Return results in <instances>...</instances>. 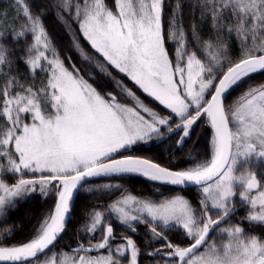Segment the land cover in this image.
Wrapping results in <instances>:
<instances>
[{"label":"snow or ice","instance_id":"obj_1","mask_svg":"<svg viewBox=\"0 0 264 264\" xmlns=\"http://www.w3.org/2000/svg\"><path fill=\"white\" fill-rule=\"evenodd\" d=\"M191 2L202 8L216 32V43L205 46L209 56L203 60L197 51H188L185 31L176 28L166 41V0H115L118 14L109 10L106 0H85L83 6L57 0L53 7H74L77 17H83L79 20L80 31L94 53L102 57L86 54L77 40L73 48L79 49L82 63H92L112 82L116 92L98 90L89 82L96 79L94 73L89 71L87 79L81 74L86 69L65 67L41 23L45 10L34 15L29 7H24V25H17L16 20H12L11 29L7 21L0 24V81H4L0 88V161H7L0 164V217L4 218L0 223H7L18 210V201L30 195L54 200L33 227L31 238L0 246V264H32L53 248L73 218L77 194L93 191V178L131 175L174 186H197L203 194L197 203L204 219L182 195L159 203L126 195L109 205L106 212L95 211L86 229L83 221L76 226L77 239L80 235L91 239L100 229L103 239L89 248L81 243L73 251L89 253L100 249L107 250V255H81L69 264H122L129 255L128 264H138L141 252L133 238L122 237V242L109 249L114 239L112 218L132 233L137 231L135 225L148 224L145 245L158 241L164 244L147 255L159 256L166 264H264V240L256 235L242 238L240 226L221 229L230 238L222 247L208 244L210 233L234 210L231 198L237 195V187L243 189L238 192L239 197L252 209L246 219L264 223V185L253 172L237 175L241 166L250 169L257 157L264 158V84L249 85L234 107L224 102L230 89L251 75L264 72V0ZM177 17H183L180 3L172 8L169 27H175ZM17 27H30L28 34H35L32 48L37 49V54L30 56L26 65L47 76L46 85L39 91L33 90L34 85L19 84L13 75L18 69L7 40ZM226 28L229 36L236 34L238 58L231 54L230 39L221 35ZM19 35L25 36V32ZM192 40L197 45L201 43L196 32ZM173 42L179 46L170 53L166 43ZM41 44L51 50L52 59L38 51ZM110 68L162 105L166 114L146 106ZM121 97L134 102V106L121 103ZM27 117L30 123L26 122ZM205 117L212 132L210 161L190 153L191 166L173 169L171 161L162 166L151 157L134 154L152 144L163 145L167 151L170 145L164 141L177 133L180 135L174 143L182 148ZM17 175L20 178L13 183L6 182ZM26 175L31 178H24ZM86 183L88 187H84ZM131 204L136 205L135 214L121 206ZM209 209L216 212V219L211 218ZM88 211L81 213L86 219ZM158 225H162L159 230ZM172 225L184 231L180 242L173 243L164 234ZM184 239L189 240V246H182ZM202 247L204 251L196 255Z\"/></svg>","mask_w":264,"mask_h":264},{"label":"trees","instance_id":"obj_2","mask_svg":"<svg viewBox=\"0 0 264 264\" xmlns=\"http://www.w3.org/2000/svg\"><path fill=\"white\" fill-rule=\"evenodd\" d=\"M61 1L63 3V0ZM90 1L91 0H87L89 3ZM68 2L70 4L80 3L81 6H83L85 0H68ZM56 3L57 0H22V2L19 3L18 0H0V24L7 21V26L9 29H11L12 20H16L17 25H24V7H29L30 12L34 15L39 14L42 10H45L46 14L43 15L41 23L45 28V33L48 39L52 42L53 46L58 49L56 54L59 55L64 61L65 67L69 68V70H72V66L75 65L82 69H86V71L82 72L81 74L87 79L89 71L94 73L96 79H90L89 82L93 83V85L97 87L98 90H100L102 93H107L108 91L116 92V89L113 88L112 82L105 76L101 75L92 63H82L79 49L74 50L73 48L74 41L78 40L79 44L82 45L84 50H86V54L95 55L97 59H102V57H99L98 54L94 53V50L91 49L89 43L86 41L82 35V32L80 31L79 20L81 16L77 17L76 9L74 7L63 8V10L53 7V5ZM177 3H180L183 6L182 20L177 17L175 27H169L172 8ZM106 4L109 7V10L115 9V0H106ZM19 5L22 6V10L20 9ZM164 11L165 15L163 30L166 41L167 38L172 35L174 31H176V28H179L180 30L186 32L185 39L188 44L189 52L197 51L198 58H201L202 60L205 56H209V53L206 52L204 48L209 43H216V32L211 26V19L206 17L202 8L197 7L191 2V0H166ZM227 27H231V25H228ZM2 30L3 29H0V31ZM21 31L25 32V36L19 35ZM29 32L30 27L27 29L17 27L15 31H13L12 36L8 38L7 46L9 49L13 50V56L15 57L14 67L18 69V73L13 75L16 76L18 83L23 84L24 87L34 85L33 90L39 91L41 87L46 85L47 76L39 70L33 72L31 68L26 65L27 59L30 56H35L37 54V49L32 48V45L35 44V34H28ZM194 32H196V34H198L201 38V43L198 45L193 43L192 40ZM221 35L225 40L230 39L231 54L234 58H238L240 55V46L237 42L236 34L233 32L231 36H229L227 34L226 28L225 31L221 33ZM178 46L179 44L175 42L166 43V48L170 53H173L175 48ZM69 57H71V60L68 59ZM226 67L227 65H225V69ZM110 70L113 71L114 75H117V77L125 85H127L146 106L152 107L154 110L161 112V114H166V110L163 109L162 105H159V103L152 97L147 96L142 92V90H139L138 87L134 86L133 82H131L126 76L115 73V70H112L111 68ZM262 82H264V72L251 75L249 78L245 79L228 91L225 96V105L229 106L233 100L238 99L240 97L241 91L248 87L249 84ZM3 83L4 81H0V88L3 87ZM120 102H123L126 105L134 106V102H130L123 97L120 98ZM206 121L207 117H205L204 120L199 122L193 128L191 136L186 140L182 148L177 147L174 143L180 135V133H177L169 140L164 141V144L170 145L167 151L163 150V145L152 144L144 145L134 154L146 158L151 157L155 162L161 164L162 166L169 165L171 161V166L173 169H183L191 165L192 161L188 159L190 153L198 155V157L201 158H207V160H209L211 157L210 141L212 132L210 124H208ZM17 178L19 179L20 176L17 175L13 179H9L6 182L11 184ZM24 178L31 177L26 175ZM90 184L94 186L91 193H85L81 191L77 194V198L73 207V218L68 222V227L61 236L62 239L63 237L65 238V236H70V240L75 238L77 239L76 226H78L83 221L84 227L86 229L90 226L91 216L94 215L96 210H107L109 205L115 203L122 196L134 195L143 199H157L171 196L175 193H182L184 197H187V199L190 200L191 203H194L198 197L196 188H175L168 184L153 182L136 175L124 176L118 179L105 178L101 180L99 178H93L90 181ZM103 184H109L112 185V187L103 188ZM116 185H120L121 187L117 188ZM88 186V183L84 185V187ZM53 203V198L50 197L48 199H44L40 195H35L18 201V210L14 211L10 215L7 223H0V245L11 246L20 240L26 241L31 238L33 227L37 224V221L41 219L42 213L50 208ZM85 209L89 210L87 219L81 215ZM3 219V217H0V221ZM111 222L114 226V234L116 236L120 235L121 233H128L114 218L111 219ZM13 225H16V229L13 228ZM147 225L148 224L144 222L140 223L139 225H135L138 230V234H129L137 242L140 252H147V249L149 248V245H145ZM158 227H160V225H158ZM102 231V229L98 230L97 233L91 237V239H89L87 235H80L79 239L77 240L84 245L99 243L103 238ZM178 232L179 231L176 230V228L170 227V229L165 230L164 234L167 236H171L173 234V236L176 237L175 239L178 240L177 236L180 234V232ZM170 238L174 240L173 237ZM147 257L148 256L146 253L140 254L138 259L139 264H147Z\"/></svg>","mask_w":264,"mask_h":264},{"label":"flooded vegetation","instance_id":"obj_3","mask_svg":"<svg viewBox=\"0 0 264 264\" xmlns=\"http://www.w3.org/2000/svg\"><path fill=\"white\" fill-rule=\"evenodd\" d=\"M244 168V166H243ZM249 172H253L257 175V179L259 181V183L261 185H263L264 183V166L262 164V162H258L255 164V166H253L252 168H248ZM241 168H239L237 170V175L241 174ZM176 188V187H175ZM196 188V192H197V199L195 200V205L197 206V210L200 209V205L197 203V201L199 199H202V195L198 193L197 187ZM241 190L240 187L236 188L237 191V195L233 196L232 202H233V211L230 213V215L228 217L225 218V221L220 224L215 230H213L208 238V243L211 242V244H216V246L218 248H220L221 244L224 245L226 243L229 242V237L226 235V233L221 232V229L224 228H228V227H236V226H240L242 228V238L243 237H249L251 235H256L258 239L260 240H264V223L258 222V221H250L248 219H246V217L248 216V214L252 211L250 205L247 202H243L240 200V197L238 195V192ZM253 194V193H252ZM200 197V198H199ZM215 214V215H213ZM213 215V219H216V212H214ZM123 227V226H122ZM149 225H147V230H148ZM160 227H162V225H160ZM171 227L176 228V230H178L180 232V234L177 236L178 240L175 239L176 237L173 236V234L171 236H167L166 237L168 239H170L173 243H177L180 242L182 237L184 236V231L177 228L176 226L172 225ZM129 234H133V235H137L138 234V230L135 233H132L130 231H128L125 227H123ZM159 230V227H158ZM178 232V233H179ZM142 233V232H141ZM124 234V233H123ZM114 235V239L113 241L110 243L109 248L115 243V234ZM131 236V235H130ZM170 237H173L174 240H172ZM122 238V236H121ZM132 238V236H131ZM135 240V239H134ZM102 242V241H101ZM120 241H118L119 243ZM194 243V241H191ZM137 243V242H136ZM164 241H158L155 243H152L149 245V248L147 249V252H141V254H147L150 250L155 249V248H159L161 246H163ZM182 246H189V240L188 239H184L183 240V244ZM202 247L199 251H197L196 255H199L202 251H203ZM63 249V248H62ZM102 251V250H101ZM105 251V250H104ZM147 264H166L165 261H162L160 259L159 256L156 257H152L147 255ZM128 257L124 258L122 260V264L127 263L128 262ZM139 264V262H138ZM174 264H178L177 262H174Z\"/></svg>","mask_w":264,"mask_h":264},{"label":"rangeland","instance_id":"obj_4","mask_svg":"<svg viewBox=\"0 0 264 264\" xmlns=\"http://www.w3.org/2000/svg\"><path fill=\"white\" fill-rule=\"evenodd\" d=\"M59 2L60 3H62V1L61 0H59ZM92 2V0L90 1V3ZM17 3V2H16ZM19 7H20V9L22 10V6L21 5H19ZM111 11H113L114 12V14H118V9L115 7V9L114 10H111ZM83 17L81 16L80 17V19H82ZM38 50L39 51H44L45 52V54L48 56V58L49 59H52L53 58V54H52V52H51V50L50 49H45L44 47H43V44H41L40 46H39V48H38ZM173 59H175V57H173ZM260 84H264V82H262V83H255V84H249V85H251V86H253V87H258ZM247 88L248 87H246L245 89H243V91H241V94H240V96L245 92V91H247ZM238 102V99H235V100H233L231 103H230V105L229 106H235V104ZM121 103H123V102H121ZM127 106H129V107H132V105H127ZM141 114H144L143 112H142V110H141ZM145 115V118L147 119L148 117H147V114H144ZM26 122H31V119H30V117H27L26 118ZM0 151H3V149H0ZM211 158V157H210ZM209 161H210V159H209ZM6 159L5 160H2V161H0V164H6ZM258 162H262V164H263V166H264V158H256V161H255V164L256 163H258ZM189 166H191V165H189ZM189 166H187V167H189ZM186 167V168H187ZM241 168V174H247L248 172H249V170H248V167L247 166H244V168H243V166H241L240 167ZM183 169H185V168H183ZM240 175V174H239ZM136 176H138V175H136ZM142 177V176H141ZM142 178H144V177H142ZM18 179V178H17ZM145 179H147V178H145ZM147 180H150V179H147ZM151 181V180H150ZM263 185H264V183H263ZM197 190H198V193L199 194H201L202 195V198H203V194H202V190L200 189V188H198L197 187ZM243 189L241 188V190L240 191H242ZM261 190H264V189H261ZM253 194H255V193H253ZM35 195H39V194H33V195H30V196H28V197H26V198H29V197H32V196H35ZM176 195H182V196H184L182 193H175V194H173V195H171V196H166V197H161V198H157V199H154V198H146V199H143V198H140V197H137V196H135L137 199H142V200H148V201H152V202H156V203H159V202H161V201H163L164 199H167V198H172V197H174V196H176ZM123 197L124 196H122V197H120L119 198V200H121V199H123ZM185 198H187V197H185ZM200 198V197H199ZM240 200L241 201H243L241 198H240ZM243 202H245V201H243ZM194 206H195V208H196V210H197V206L195 205V203H192ZM121 206H123V207H126L127 208V210L128 211H130V212H132L133 214H135V208H136V205L135 204H131V205H121ZM200 208H201V205H200ZM96 211H101L102 213H104V212H106V210L105 209H100V210H96ZM198 211V215H199V217H200V219L201 220H203L204 219V217H203V214H202V212H199V209L197 210ZM215 211L214 210H211V209H209V213H210V215H211V218H213V215H215V214H213ZM213 214V215H212ZM105 227L107 226V223H108V220H105ZM120 224V223H119ZM121 225V224H120ZM122 226V225H121ZM175 226V225H174ZM124 227V226H123ZM147 227V226H146ZM177 228H179V229H181L179 226H176ZM182 230V229H181ZM63 235V234H62ZM121 236L122 237H124V238H127V237H131L130 235H129V233H121L120 235H118V236H115V243L109 248V249H114L115 247H116V245L118 244V241H120V242H122L121 241ZM103 239V238H102ZM60 240V241H59ZM58 241H57V243L58 242H60V243H56L55 245H54V247L53 248H51L50 250H48L46 253H44L42 256H40V258H38L37 260H35V261H33L32 262V264H69V262L72 260V259H76V260H78L79 259V256H81V255H89V256H101V255H107V250H102V251H98V252H89V253H85V252H75V251H73L72 249L73 248H75V247H77V246H79L80 244H81V242H79L76 238L75 239H73V240H70V236H65V238L63 237V239H62V237H60V239H59ZM102 241V240H101ZM100 241V242H101ZM119 242V243H120ZM208 244H211V242H209ZM84 245V244H83ZM0 246H5V245H0ZM67 246V247H66ZM223 245L221 244V246L220 247H222ZM68 248V249H66V248ZM204 247H207V245H205ZM63 248V249H62ZM203 251H204V248H203ZM202 251V252H203ZM200 255V254H199ZM128 259H130V255L128 256ZM124 264H128V262L127 263H124Z\"/></svg>","mask_w":264,"mask_h":264},{"label":"water","instance_id":"obj_5","mask_svg":"<svg viewBox=\"0 0 264 264\" xmlns=\"http://www.w3.org/2000/svg\"><path fill=\"white\" fill-rule=\"evenodd\" d=\"M226 70V69H225ZM214 90V89H213ZM227 94V93H226ZM226 94H225V96H226ZM209 98H210V96H209ZM143 157V156H142ZM117 158H119V157H117ZM144 158H146V157H144ZM155 162V161H154ZM157 163V162H156ZM170 185V184H169ZM172 186H174V185H172ZM174 187H176V188H182V189H184V188H191V187H197V186H195V185H185V186H174ZM75 201H76V199L74 200V203H75ZM60 239V238H59ZM58 239V240H59ZM57 240V241H58ZM85 248H89V247H91V246H86V245H83ZM78 247V246H77ZM76 248V247H75ZM98 251H101L100 249H94L92 252H98Z\"/></svg>","mask_w":264,"mask_h":264},{"label":"bare ground","instance_id":"obj_6","mask_svg":"<svg viewBox=\"0 0 264 264\" xmlns=\"http://www.w3.org/2000/svg\"><path fill=\"white\" fill-rule=\"evenodd\" d=\"M139 176H142V175H139ZM142 177H144V176H142ZM145 178V177H144ZM148 179V178H147Z\"/></svg>","mask_w":264,"mask_h":264}]
</instances>
